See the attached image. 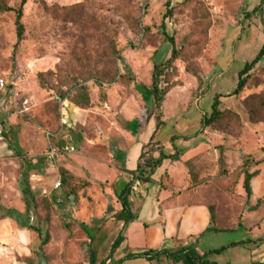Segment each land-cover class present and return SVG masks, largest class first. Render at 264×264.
<instances>
[{
    "label": "rangeland",
    "instance_id": "rangeland-1",
    "mask_svg": "<svg viewBox=\"0 0 264 264\" xmlns=\"http://www.w3.org/2000/svg\"><path fill=\"white\" fill-rule=\"evenodd\" d=\"M7 2L14 11L0 13V80L6 82L5 88L0 89V125L6 129L0 137V168H12L21 174L27 172L30 183L37 181L33 174L38 172L44 176L42 186L31 188L35 204L26 203V208L39 216L31 224L45 241L53 234L55 246L65 241L67 246L81 243L79 251L89 264L92 258L96 264H107L111 254H124L131 231L136 230L129 224L142 225L138 212L141 198L149 192L142 187L148 181L134 174L133 184L137 185L130 186L127 194L133 219L126 223L118 217L124 207L117 191L70 175L47 160L44 132L56 129L61 123L62 103L68 101L60 102L65 91L74 83L100 79L113 83L100 89L90 82L91 100L119 106L130 98L128 108L118 120L122 128L135 136L147 134L156 113L161 115L160 119L165 118L162 109L157 112L155 99L149 92L154 64L165 63L173 53L177 60L170 69L163 67L160 85L161 89L168 85L175 87L164 99L166 120L158 128L157 139L162 140L164 153L169 155L174 152L172 142H165L169 134L185 129L189 119L191 124L186 132H196L200 126L197 134L209 136L211 148L190 162L189 168L206 182L212 181V197L207 200L228 205L223 193L236 192L242 175L254 164L260 150H264V56L249 73L245 90L233 94L239 73L264 47V0ZM76 5L77 8L66 10ZM20 9H23L25 34L19 42L16 21ZM41 73H45L42 78ZM254 94L262 98L251 99L247 105L245 100ZM26 99L31 108L23 112ZM216 101L220 109L236 114L230 117L226 131L201 126ZM139 103L144 107L143 119L129 122L127 117L137 111ZM83 132L80 126L70 130L75 146ZM149 146L150 150L154 148L152 144ZM7 149L13 150L12 154ZM116 156L124 164L127 153L117 152ZM142 167H146V161ZM159 168L152 175L155 178L160 176ZM59 180L62 186L52 190L53 182ZM152 187L156 194V187ZM246 208L239 202L233 209L242 215ZM2 209L0 214L5 215ZM218 212H223L222 206ZM95 213L99 219L97 225L104 228L93 246L87 245L86 250L82 242L83 216ZM88 224L85 232L93 239ZM217 224L230 225L224 219ZM213 235L215 243H208L210 239L206 237L200 253L245 238V232L237 229ZM138 242L136 252L141 251L143 241L138 238ZM213 258L208 252V260ZM119 260L115 256L111 262L118 264ZM129 261V264L148 262L145 259ZM154 264L181 263L163 256Z\"/></svg>",
    "mask_w": 264,
    "mask_h": 264
},
{
    "label": "crops",
    "instance_id": "crops-1",
    "mask_svg": "<svg viewBox=\"0 0 264 264\" xmlns=\"http://www.w3.org/2000/svg\"><path fill=\"white\" fill-rule=\"evenodd\" d=\"M234 1L240 3L239 0ZM129 99L119 106L113 102L104 103L99 99H92L93 107L88 110L64 101L61 111L62 119L65 118L67 125L62 127L60 123L56 129L44 132L46 150L48 152L51 147L60 150L69 146L76 151L63 153L53 160L46 155L47 160L55 162L59 170L70 175L86 178L90 182H98L106 189L111 188L117 191V196L121 195L129 184L137 185L133 182L136 176L134 174H137V177L140 176L137 172L139 165H145V161L150 157L157 159L160 153L166 154L162 140L157 139L158 113L154 117L149 132L143 136H135L122 128L118 119L128 108ZM133 99L136 97L134 96ZM166 102L161 108L165 116L161 119L162 123L166 120ZM67 103L72 105L73 109ZM73 110H78L79 113L75 114ZM143 111L144 107L139 103L137 111H132V116L126 119L129 122L135 119L141 121L144 116ZM190 124L189 119L185 129H179L175 134H169L165 138V142L169 140L172 142L174 151L166 156L170 157L175 154L178 158L164 159L159 168L161 169L160 176L157 178L152 176L147 183L141 185L144 190L149 191L144 198H141V206H139L138 215L142 225L134 227L133 223L129 224V227L136 230L131 231L124 254L123 252L111 254L107 264L114 263L115 260L111 261L115 256L119 260L130 253H139L134 251L139 243L138 238L143 241L140 252L169 249L173 253L183 247L191 246L200 253V247L206 237L210 239L208 243L213 244L216 241H214L213 236L215 235L213 234L236 229L243 230L245 238L231 244L214 246L208 251L209 256L214 258L208 260V252H206L207 261L216 264H264V150H260L254 164L247 173L242 175L236 185V192L223 193L224 200L228 204L224 206V202L216 203L207 200L212 197V187H210V184L213 185L212 181L206 182L202 176H197L189 168L188 163L196 160L203 151L211 148L209 136L204 137L197 134L200 126L196 132H186ZM78 126L84 132L83 137L77 144L75 143V146L69 133ZM1 127L4 135L6 129L2 125ZM47 133H53L54 136L47 137ZM258 142L261 143L260 140ZM178 143L181 145L178 146ZM242 143H244L243 139ZM149 144L154 145V148L150 150ZM7 151L12 154L13 150L7 149ZM117 152L127 153L124 164L116 158ZM253 173H256V176L251 180L252 195L247 198L244 190L245 176ZM33 177L37 181L30 183L27 172L21 174L19 170L0 168V207L5 211V215L0 214V264H89L88 260L82 258L79 251L81 243L67 246L65 241L63 245L55 246L56 236L51 234L46 240L47 244L43 245L45 241L43 236L38 229L33 228L34 224H31L39 216L26 208L27 202L21 191L24 182L30 187L32 194V189L43 185L41 183L44 180L42 174L37 172L33 174ZM58 183L62 186L60 180L55 181L52 184V190H58L61 187H56ZM152 186L156 187V194ZM34 202L33 195L29 204H35ZM239 202L247 207L242 211V215L234 213L233 209L234 205ZM220 206L223 207L221 213L218 212ZM210 207H214L216 214L214 230L209 229ZM83 218H85V222L82 223L85 236L82 242L87 250V245L93 246L104 225H97L96 222L99 221L97 213L83 216ZM221 219L230 225L228 227L219 226L217 223ZM88 223L93 232V239L85 232ZM148 223L152 225L148 226ZM123 226L122 224L121 227ZM65 238L67 239L68 235H65ZM222 247H227V249L220 253L212 252ZM95 249L100 250L99 247ZM109 251L107 250V253ZM206 253H200V255ZM154 261H148L147 264H154ZM129 263L130 261L127 260L122 264Z\"/></svg>",
    "mask_w": 264,
    "mask_h": 264
},
{
    "label": "trees",
    "instance_id": "trees-1",
    "mask_svg": "<svg viewBox=\"0 0 264 264\" xmlns=\"http://www.w3.org/2000/svg\"><path fill=\"white\" fill-rule=\"evenodd\" d=\"M77 6L78 5L73 6L72 8L66 9V10H73L77 8ZM10 11H14V9L8 4L7 0H0V13H6ZM22 16H23V9H20L18 11V16H17V21H16L19 42L24 38V34H25V27L22 22ZM263 56H264V47L261 50L258 57L251 63H248L246 67L239 73L238 85L233 93L234 95H238L245 90V88L247 87V78L249 76V73L253 69V66L257 64ZM175 60H177V57H176V54L173 53L172 57L168 59L165 63L154 64V69L152 73V84H151V87L149 88V92L151 93V95H153L155 99L157 112L161 110L164 99L167 96V94L175 87V85H172L171 87L168 85L167 88L161 89V85H160L161 78L163 77V74H164L163 67H167L168 69L172 68ZM44 75L45 73H41L39 76L40 78H42ZM90 82H93V84L100 87V89L103 87H108L110 84L113 83L112 81L106 82L100 79L99 80L92 79L89 82L85 81V82H80V83H74L73 86L68 91H65L63 93V95L61 96L60 102L62 101V99H67L69 102L73 103L75 106L81 109L88 110L92 108L93 103L91 100L90 91L88 89ZM258 98H262V96L259 94L251 95L245 100V103L248 105L249 100L258 99ZM218 105H219V102L216 101L215 104L213 105V110L211 114L209 116H205L202 119L203 128H211L217 131H226L227 124L229 123L230 117L233 115L236 116V114L230 110L224 111L220 109ZM160 116L161 115L158 113L157 115V119H158L157 127L158 128L160 124H162ZM166 158L177 159L178 157L177 156L167 157L163 153H160V157L157 159L150 157L146 161L145 168H143L142 165H139L138 172L140 173V176H143L146 181H149L152 175L154 174V172L156 171V169L161 166L162 161ZM221 159L223 160V157H221ZM188 165H190V163H188ZM254 176H256V173L246 174L245 176L244 190H245V196L247 198H249L252 195L251 180ZM26 186L27 184L24 182L21 186L22 187L21 191L26 199V202L29 204L31 202L33 194L31 193L30 187L28 186L26 187ZM130 186L131 185L129 184L120 196V199L123 201L124 208L120 213H118V217L126 221V223H128L130 220L133 219L131 210L129 206L127 205V194L130 192ZM210 213H211V223H210L209 229L214 230L215 227L213 225L216 219L214 207H210ZM45 244H47V241H43V245ZM225 249H227V247H222L220 249L213 250L212 252L220 253L224 251ZM163 256L172 258L176 260L177 263H181V264H216V263H211L207 261L206 259L207 254L200 255L191 246L183 247L177 252H173V253L169 252L166 249L157 250V251L146 250V251L134 253V254L130 253L126 255L124 258H122L121 260H119L118 264H122L123 262L127 260H132V259H145L147 261H154L156 259H160ZM91 264H96V261L94 258L91 259Z\"/></svg>",
    "mask_w": 264,
    "mask_h": 264
},
{
    "label": "built area",
    "instance_id": "built-area-1",
    "mask_svg": "<svg viewBox=\"0 0 264 264\" xmlns=\"http://www.w3.org/2000/svg\"><path fill=\"white\" fill-rule=\"evenodd\" d=\"M5 86H6V82H5V80H3V79H1L0 80V89H4L5 88ZM29 100L28 99H26V100H24L23 101V107H24V110H23V112H27V111H29L30 110V106H29ZM61 124H62V127L63 126H65V125H67V123H66V121H65V118L63 117V119L61 120ZM3 133H4V131H3V128L1 127V125H0V136H3ZM54 135H53V133H47V137H53ZM76 150L73 148V147H69V146H67V147H64L63 149H60V150H58V148H56V147H51L50 148V150L47 152V156L50 158V159H55L57 156H59V155H61V154H63V153H74ZM61 186V184L60 183H58L57 184V186L56 187H60Z\"/></svg>",
    "mask_w": 264,
    "mask_h": 264
},
{
    "label": "water",
    "instance_id": "water-1",
    "mask_svg": "<svg viewBox=\"0 0 264 264\" xmlns=\"http://www.w3.org/2000/svg\"><path fill=\"white\" fill-rule=\"evenodd\" d=\"M111 212V211H110Z\"/></svg>",
    "mask_w": 264,
    "mask_h": 264
}]
</instances>
